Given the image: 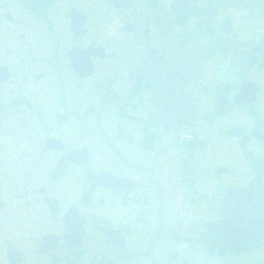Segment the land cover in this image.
Segmentation results:
<instances>
[{"label": "flooded vegetation", "instance_id": "obj_1", "mask_svg": "<svg viewBox=\"0 0 264 264\" xmlns=\"http://www.w3.org/2000/svg\"><path fill=\"white\" fill-rule=\"evenodd\" d=\"M252 187L264 0H0V264H264Z\"/></svg>", "mask_w": 264, "mask_h": 264}, {"label": "water", "instance_id": "obj_2", "mask_svg": "<svg viewBox=\"0 0 264 264\" xmlns=\"http://www.w3.org/2000/svg\"><path fill=\"white\" fill-rule=\"evenodd\" d=\"M261 194L262 193L258 189L252 187L244 192L235 191L227 195L224 201V208L226 206L230 208L234 207V211L227 213L226 216L224 214L225 217L219 226L211 227V230L217 231L220 241H255L259 237L258 231L254 230L253 222L255 221L258 210H261L260 208L264 206V195ZM233 200L239 202L237 208L233 205ZM233 227H238L237 232L230 236L231 239H228L227 236L222 233V230H230V228Z\"/></svg>", "mask_w": 264, "mask_h": 264}]
</instances>
